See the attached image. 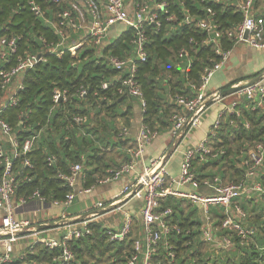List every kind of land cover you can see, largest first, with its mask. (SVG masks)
I'll return each mask as SVG.
<instances>
[{"label": "built area", "instance_id": "obj_1", "mask_svg": "<svg viewBox=\"0 0 264 264\" xmlns=\"http://www.w3.org/2000/svg\"><path fill=\"white\" fill-rule=\"evenodd\" d=\"M53 1L58 2V0ZM200 1L206 2L204 16L193 15L188 9H183L180 22L204 32L205 39L199 44L211 45L219 59L203 68L198 85L189 84L192 90L190 95L175 94L172 97L178 111L170 118L168 150L157 158H150L136 179L124 185L109 203L97 202L93 205V209H101L108 213L113 209L123 208L120 203L123 200L131 198L141 200L136 217L140 232L132 243V252L123 264L173 263L175 253L170 237L181 233V230L171 221L172 208L170 206L160 208V201L168 196L188 201L197 209L201 221L198 238L205 244L217 242L213 234L214 216L210 213V207L221 209L223 215L217 227L227 234L218 240L221 249L230 250L233 247V237L237 238L239 245H246L252 241L255 234L254 227L243 226L247 214L241 208L240 201L243 198L254 199L264 196V177L261 176L260 170L264 165V143H257L241 151L245 171L239 181L222 183L218 176L199 181L192 172L193 158H198L200 162H208L222 153V151L213 152L209 147L210 138L215 136L219 128L221 116L219 115L205 137L196 145L184 150L178 176L172 177L167 171L169 159L177 151L181 141L200 125L208 105L220 100L218 92L207 91V85L213 74L225 64L230 53V49L222 48L221 39L232 40L234 44L245 43L255 49H264V23L254 15L256 0ZM209 3L235 7L242 15L241 21L232 29H221ZM27 4L32 14L50 26L58 37L56 41L37 37L40 48L19 55L15 65L8 70L0 69V89L3 93L0 99V264H39L36 259L25 261L27 254H35V245L54 252L50 264H73L75 256L69 248V243L90 234L89 223L98 216L94 212H89L84 216L71 217L67 212L78 192L91 191V188L77 189L82 177V164L71 163L68 172L57 173V178L62 180L70 191L62 199L50 201L53 206L59 208V213L52 220V224L38 223L34 218L20 217L16 214L19 206L32 200L47 201L37 189L27 197L20 196L15 199L18 184L32 179L30 171L33 170V165L26 155L31 151L39 134L32 135L20 143L10 125L1 117V113L7 106L17 102V94L23 87L24 74L37 63L44 62L47 54L60 57L64 52H68L75 58L80 49L91 46L95 49L98 58L105 60L118 72V75L102 82L101 88L107 90L113 86L116 95L124 96L128 100H136L141 116L133 138L134 144L125 148L129 159L115 168L107 169L106 175L98 181V184H110L131 172L145 146L158 134L142 120L145 101L136 79V72L138 64L144 62L147 56L145 28L150 24L155 27L160 25V14L167 12L168 4L165 0H71L70 7L58 12L54 21L45 15V10L34 0H29ZM179 5L183 7L182 2ZM166 19L175 20L176 17L170 15ZM116 25H121L122 30L130 28L133 31L132 53L124 57L103 52L110 40L109 33ZM17 39L19 38L16 36L0 39V60H6L7 55L16 52ZM183 55L184 51L181 49L179 57ZM263 77L264 75L261 79ZM86 91L87 88L80 85L75 95L83 98ZM236 94L248 100L252 110L259 109L264 114L262 80L244 86ZM51 100L53 108L59 103H67L68 91L54 88ZM226 110L234 117L240 114L236 103H231ZM85 120V115L72 114L67 129L76 128L81 134H85L81 128ZM229 124L234 125V121L231 120ZM119 127L120 137L129 135V129L122 121H119ZM244 127L247 128L248 123H244ZM19 159L20 165L16 164ZM45 161L47 166H52L56 162V157L52 154L47 155ZM201 187L210 188V191L199 192ZM32 217H36V212L32 213ZM132 224V215L124 211L122 225L119 228H106L109 240H124Z\"/></svg>", "mask_w": 264, "mask_h": 264}, {"label": "trees", "instance_id": "obj_2", "mask_svg": "<svg viewBox=\"0 0 264 264\" xmlns=\"http://www.w3.org/2000/svg\"><path fill=\"white\" fill-rule=\"evenodd\" d=\"M28 1L0 0V39L14 36L19 38L16 41V52L7 55L6 60H0L1 70L14 66L18 56L24 52H33L40 48L37 37L57 40L58 36L53 29L29 10ZM34 1L45 10V15L54 21L58 12L70 7L71 0H58L57 3L53 0ZM165 1L168 4L167 12L160 14V25L155 27L150 24L145 28L147 56L144 62L138 64L136 72V79L145 101L142 120L157 132L169 130L170 118L178 111L172 97L175 94L190 95L192 90L189 84L198 85L203 68L219 59L211 45L199 44L205 39L204 32L180 22L183 9H188L193 15L204 16L206 2ZM262 1H256L254 11L256 19L264 23V6L260 5ZM180 2L183 7L179 5ZM208 5L214 10V18L223 30L232 29L242 19L241 13L233 6L212 3ZM170 15H174L176 19L167 20L166 17ZM132 38L133 31L125 28L116 38L109 40L103 52L118 57L127 56L132 53ZM233 44L232 40L221 39L224 50L231 49ZM181 49L184 55L179 57ZM257 74L259 73L236 78L221 89L253 78ZM116 75L118 72L105 60L98 58L91 46H84L75 58L68 52H64L60 57L47 54L44 62L37 63L24 74L23 87L17 94V102L7 106L1 113V117L10 125L20 143L32 135L39 134L31 151L26 155L33 165V170L30 171L32 179L18 184L15 199L20 196L27 197L35 189L39 190L47 201L62 199L70 189L57 178V173L68 172L69 165L76 162L82 164V188L96 186L106 175L105 170L110 167L108 153L113 149H125L134 144L129 135L124 138L119 136V121H122L125 127H130V100L116 95L113 86L107 90L101 88L102 82ZM80 85L87 88L83 98L75 95ZM54 88L66 89L69 101L54 105L53 108L51 98ZM2 96L0 89V99ZM237 108L240 112L238 117L230 114L220 116L219 128L209 140L211 150L222 153L208 162L193 158L192 172L199 181L214 176H218L222 183L239 181L245 171L241 151L257 143H264L263 112L259 109L252 110L250 102L244 98L240 100ZM101 113L102 118H107L102 120L100 117L98 121L95 120ZM72 114L86 116L81 125L86 135L76 128L67 129ZM231 120L234 125L229 124ZM244 123H248L247 128ZM103 125L106 131L104 135ZM51 154L55 155L56 162L47 166L45 158ZM124 154L123 161H127L129 156L125 152ZM104 157L107 160H104ZM20 163V159L16 161V164ZM114 167L116 166L112 165V168ZM241 201L240 205L244 211L250 209L247 220L251 219L256 202L246 198ZM167 206L172 208L171 221L181 230V233L170 237L175 253L172 264H264V219L261 215L253 216L256 220H262L254 227L255 234L251 242L239 245L237 238L233 237V247L217 256L210 251H201L205 243L198 238L201 221L196 208L188 201L172 196L160 201V208ZM222 218V214H216V223L213 225L218 227ZM134 220L122 241L109 240L106 229L93 220L89 223L90 234L69 243V248L75 256L73 264H123L132 252V243L140 232L139 224ZM34 252L33 255L27 254L26 262L36 259L39 264H50V258L54 254L39 245H35Z\"/></svg>", "mask_w": 264, "mask_h": 264}, {"label": "crops", "instance_id": "obj_3", "mask_svg": "<svg viewBox=\"0 0 264 264\" xmlns=\"http://www.w3.org/2000/svg\"><path fill=\"white\" fill-rule=\"evenodd\" d=\"M254 15H256L255 11H254ZM121 31H122L121 25L113 26L112 30L109 33V38L110 39L116 38ZM240 45H242L243 51H245L246 53L238 52L237 48L240 47ZM252 53L253 54L261 53V55H263L262 64L264 63V49H255L241 42L233 44L232 48L230 49V53H229L227 61L225 62V64L222 66L220 70L216 71L213 74L212 78L210 79L207 85V91L208 92H219L222 90L221 89L222 86L226 85L227 83H229L230 81L236 78L248 77L256 73H259V74L263 73L264 64L260 69H258L253 74H246V73L241 72L240 67L249 60L247 59V54H252ZM250 79L252 78L241 80L231 86L245 84ZM260 80H262V82L264 83V77ZM241 99L242 97H240L235 92L233 94L220 97L219 101L210 103L208 105L207 109L202 115L200 125L194 128L190 132V134L181 141L177 151L171 155L169 162L167 164V169H168L167 171L170 176L172 177L178 176L184 150L188 147H192L196 145L197 143H199L208 133L213 122L218 118V116L223 115V114L229 115L226 109L231 105V103H236V105L238 106ZM130 102L132 104V113L130 117V127L128 128L129 129L128 137H131L133 140L135 133H136V129L138 125L140 124L141 116H140V109L138 107L137 101L134 99H131ZM212 107H215L213 110V113L208 114V112L211 110ZM169 135H170L169 130L164 131V132L163 131L158 132L157 136L150 142V144L145 146L144 151L142 152L141 156L136 160L134 168L131 172L124 174L121 178H119L118 180L110 184H98L96 186L90 187L91 191L89 193L78 192L74 200L84 201V200H87V197L91 196V200H93L92 206L91 208H86L81 212H75V213L68 212V215L71 217H76V216H84L88 214L89 212H94L98 215L97 217H94V220L96 222H99L100 224H102L101 221L104 222L102 224L103 228L105 229L109 227L119 228L122 225V218L118 220H114V222H108L107 218L110 216V212L107 213L105 211H102L101 209H93V205L96 204L97 202H102L105 204L109 203L112 199H114V197L118 194V192L124 185L129 184L136 179L138 174L148 164V160L150 158H157L158 156L166 152L170 144ZM124 152H125V149H122V148L121 149L116 148V149H113L111 152H109L107 157L110 160V163L113 166L117 167L121 162H123V159L125 157ZM175 155L178 156L177 157L178 164L176 168V174L173 176L172 171H169V166H170L171 159ZM81 188L82 186H81V181H80L79 184L77 185V189L79 190ZM186 188L187 187H185V189ZM204 191L209 192L210 188L201 187L199 189V192H204ZM120 203L124 211L130 213L133 219H136L138 215V210L141 206V200L131 198L128 200H123V202H120ZM33 212H36V217H32ZM58 213H59V208L53 206L50 201L39 202L37 200H32V201H29L19 206L16 209V214L19 215L20 217L29 218V219L34 218V220L38 223L45 222V223L50 224ZM138 227L140 231V226L138 225Z\"/></svg>", "mask_w": 264, "mask_h": 264}, {"label": "rangeland", "instance_id": "obj_4", "mask_svg": "<svg viewBox=\"0 0 264 264\" xmlns=\"http://www.w3.org/2000/svg\"><path fill=\"white\" fill-rule=\"evenodd\" d=\"M128 1H132V0H128ZM263 2L264 1H262L260 5L264 6ZM237 50L239 53H246L245 51H243L242 45H240V47H238ZM262 57H263V55H261V53L260 54H253V53L247 54V59H249V60L240 67L241 72L246 73V74L255 73L264 64V63L262 64ZM239 85H241V84H239ZM214 108L215 107H212L211 110L208 112V114L213 113ZM102 114L103 113L97 115L95 120L98 121L100 119V117L102 116ZM105 118H107V116L103 117L102 120ZM91 123H93V120ZM105 133H106L105 127L103 125L102 126V135H104ZM102 137H106V136H102ZM177 157L178 156L175 155L170 161L169 171H172L173 176L176 174V168H177V164H178L177 163L178 162ZM104 160H107L106 157H104ZM109 165H110L109 168H112V165L111 164H109ZM109 168H107V169H109ZM260 170L264 173V165L262 166V168ZM100 171H102V170H100ZM258 175H260V173ZM94 200H95V198H94ZM253 201L256 202L255 212L251 213V216H252L251 219L247 220V217H246V220L243 221V226H245V227H255L260 222V220L264 219V196L255 197L253 199ZM92 202H93V200H91V196L87 197V200H84V201L74 200L72 205L68 208L67 212H69V213L81 212L86 208H91ZM241 202L242 201H240V204H241ZM184 206H186V205H184ZM249 210L245 211L247 216H249L248 214H250ZM123 212H124L123 208H121L119 210H116V209L111 210L110 216L107 218V221L108 222H114V220H118L120 218L123 219ZM196 212H197V215H200L199 212L197 211V209H196ZM210 213H211V215L214 216V224H215L216 223L215 215L221 214V209H219L217 207H214V208L210 207ZM257 214L261 215L263 218L258 219V220H256V218H253V216L257 215ZM134 221L137 222V225H138L139 221L136 219ZM101 223L103 224L104 222L101 221ZM102 224H100V225L103 227ZM213 229H214L213 234L215 235L217 242H214L212 244H204L201 247V251L202 252L203 251H210L211 253H213V255H217V256L222 255V254H224L225 250H223L219 247L218 240L220 239V237L226 236L227 234L220 232L215 225H213ZM105 264H108V263H105Z\"/></svg>", "mask_w": 264, "mask_h": 264}, {"label": "water", "instance_id": "obj_5", "mask_svg": "<svg viewBox=\"0 0 264 264\" xmlns=\"http://www.w3.org/2000/svg\"><path fill=\"white\" fill-rule=\"evenodd\" d=\"M263 75H264V72L261 73V74H259V75H257L256 77L250 79V80H249L248 82H246L245 84H241V85H237V86H230V87H228V88H226V89H223V90H221V91L218 92V95H219V97H224V96H227V95L233 94V93L239 91V90H240L241 88H243L244 86H247V85H249V84H252V83H254V82L260 80L261 77H262Z\"/></svg>", "mask_w": 264, "mask_h": 264}]
</instances>
